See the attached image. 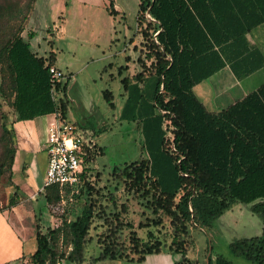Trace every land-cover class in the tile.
Masks as SVG:
<instances>
[{
  "label": "trees",
  "instance_id": "obj_1",
  "mask_svg": "<svg viewBox=\"0 0 264 264\" xmlns=\"http://www.w3.org/2000/svg\"><path fill=\"white\" fill-rule=\"evenodd\" d=\"M34 3H0V178L7 173L9 182L15 154L13 125L53 114L66 121L69 77L55 84L54 100L47 71L55 64L54 54L37 55L21 36ZM109 9L114 15L111 3ZM135 21L140 37L133 46L137 71L122 78L126 97L119 119H138L148 158L115 168L112 178L114 190L120 184L124 192L144 199L152 216L136 227L147 230L144 239L125 225L128 243L121 240L123 223L116 217L99 237V255L91 257L90 264L101 260L141 264L147 256L164 252L179 255L173 264H198L186 257L189 228H209L234 204L249 205L261 222V233L233 240L227 248L234 258L264 264V83L216 112H209L192 92L225 67L238 81L264 67V55L246 38L264 25V0H137ZM32 38L27 34L28 40ZM127 69L118 67V76ZM102 98L114 108L110 92L103 91ZM89 170L82 174L75 194L56 185L40 193L45 205L71 197L81 204L71 219L63 212L54 227L43 228L37 213L35 251L28 264L83 262L95 216L94 196L99 195L94 182L86 180ZM14 198L13 193L6 209ZM163 218L169 224V242L158 229L157 235L149 230L161 228ZM205 264L232 262L209 254Z\"/></svg>",
  "mask_w": 264,
  "mask_h": 264
},
{
  "label": "rangeland",
  "instance_id": "obj_2",
  "mask_svg": "<svg viewBox=\"0 0 264 264\" xmlns=\"http://www.w3.org/2000/svg\"><path fill=\"white\" fill-rule=\"evenodd\" d=\"M8 1L22 5L26 0ZM110 3L117 14L108 13ZM136 13L137 0H35L32 17L30 20L28 18L21 34L37 55L46 57L53 53L56 65L71 74L67 81L68 89H76L74 83L81 82L92 101V106L87 108L85 123L79 121L85 113L82 108H78L75 103L72 106L69 100L67 105L73 114L71 123L92 131L98 148V154L86 176L88 182H94V189L99 191V195L94 196L95 216L81 264H90V258L99 255L98 239L107 232L109 225L115 224L116 217L123 223L121 240L128 243L129 229L125 225H130L136 235L144 239L147 230H136V227L139 223L143 224L145 218L152 216L144 207V199L124 192L120 184L114 190L115 181L112 178L115 168L121 169L126 164L148 158L143 148V134L138 119H119L126 97L121 85L122 78L130 77L137 71V52L133 51V46H138L140 41L136 33ZM259 29L252 30L246 38L264 54V30ZM29 33L33 35L31 40L27 39ZM127 56L130 58L127 63L129 67L118 76L117 69L124 66ZM231 76L234 78L228 67H225L192 89L195 97L209 112L224 109L231 102L228 100H239L263 84L264 67L239 81ZM72 79L73 82H70ZM103 91L111 93L113 109L103 100ZM166 137L170 139L168 134ZM9 183L5 173L0 178V209L5 208L11 198L7 195ZM108 193H112L113 199ZM80 204L72 197L68 201L61 198L45 207L37 202V213L41 214L43 228L58 225L59 216L63 212L67 219H71ZM156 229L165 236L167 242L170 241V228L166 219L163 218L161 228H149L154 235H157ZM260 233L261 222L257 215L249 211V205L234 204L213 221L209 228H189L191 245L186 257L198 264H205L209 254H217L232 264H251L232 257L227 245L233 240L259 236ZM152 259L154 264H173L179 260V255L164 252L149 256L142 264H152ZM13 264H28V260L24 258ZM96 264L129 263L101 260Z\"/></svg>",
  "mask_w": 264,
  "mask_h": 264
},
{
  "label": "crops",
  "instance_id": "obj_3",
  "mask_svg": "<svg viewBox=\"0 0 264 264\" xmlns=\"http://www.w3.org/2000/svg\"><path fill=\"white\" fill-rule=\"evenodd\" d=\"M33 10L34 5L29 20L32 17ZM112 10L117 14L113 7ZM259 30H264V27L260 26ZM126 59L130 61L129 56ZM124 66L129 67L127 63ZM54 67L71 78V74L58 67L56 62ZM69 78L68 80H70ZM70 82H73V79ZM74 84L77 85V88H71V90L66 85L65 96L72 106L75 103L78 108H82L83 112H85L79 120L85 123L88 112L87 108L92 106V101L81 82L77 81ZM71 86L72 83L69 84V87ZM228 101L231 102L225 108L238 100L232 102L231 99ZM77 107L75 108L77 109ZM51 116L47 115L32 120L20 121L13 125L15 154L10 175L11 185L9 190H7V195L12 196L14 193L15 198L13 200L14 204L9 209H0V264H13L20 261L22 257L28 258L35 251V218L39 209L37 202L42 203V206L45 207V202L40 193L42 192V182L46 169V126ZM72 116L71 107L70 109L67 108L66 121L73 122ZM84 129L86 130V128ZM92 134L94 135L93 132ZM38 215L40 216L41 214ZM147 258L149 256L145 260ZM151 262L152 264L155 263L153 259Z\"/></svg>",
  "mask_w": 264,
  "mask_h": 264
},
{
  "label": "built area",
  "instance_id": "obj_4",
  "mask_svg": "<svg viewBox=\"0 0 264 264\" xmlns=\"http://www.w3.org/2000/svg\"><path fill=\"white\" fill-rule=\"evenodd\" d=\"M47 71L53 85L51 94L56 100L58 93L54 86L64 81L65 75L54 66H49ZM45 154L42 190L56 185L59 188H70L72 193H76L83 182L82 174L92 168L98 148L90 131L78 128L69 121H63L58 114H53L46 126Z\"/></svg>",
  "mask_w": 264,
  "mask_h": 264
},
{
  "label": "water",
  "instance_id": "obj_5",
  "mask_svg": "<svg viewBox=\"0 0 264 264\" xmlns=\"http://www.w3.org/2000/svg\"><path fill=\"white\" fill-rule=\"evenodd\" d=\"M146 17L149 18V17H148V12L146 13Z\"/></svg>",
  "mask_w": 264,
  "mask_h": 264
}]
</instances>
